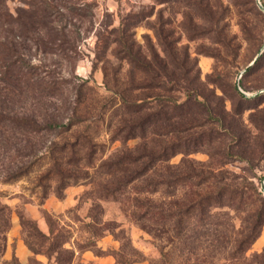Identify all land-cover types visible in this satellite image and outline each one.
<instances>
[{
	"label": "rangeland",
	"instance_id": "rangeland-1",
	"mask_svg": "<svg viewBox=\"0 0 264 264\" xmlns=\"http://www.w3.org/2000/svg\"><path fill=\"white\" fill-rule=\"evenodd\" d=\"M23 1L0 44V264H264V223L235 246L264 218V0H55L82 8L57 33ZM171 144L132 179L124 155Z\"/></svg>",
	"mask_w": 264,
	"mask_h": 264
},
{
	"label": "trees",
	"instance_id": "trees-1",
	"mask_svg": "<svg viewBox=\"0 0 264 264\" xmlns=\"http://www.w3.org/2000/svg\"><path fill=\"white\" fill-rule=\"evenodd\" d=\"M155 1L160 2L162 0H155ZM23 2H24V7H21L20 10L26 11L27 14L30 17H32V19H30L31 23H29V25L30 26H34V25L41 26L45 30L52 31L53 33L54 32L57 33L58 31L63 30V27H66V20L68 17L66 16V13L64 12L65 8L71 12L70 13L71 16H76L75 14H72V12H75L76 14L79 15L81 14L80 11L82 10V8L79 5L77 6L75 5L73 7H67L64 3L58 4L55 0H24ZM12 17L13 15L9 8L7 0H0V44L5 45L6 50H9L12 48L13 39H12V34H11L10 39H8L6 35H3L2 33V30L4 29L3 27L9 26L10 28H13L14 26H17L16 24H18V26H20L21 28H23L24 26V24L19 25V23H23L22 21H17V19H14ZM56 22H60V23L56 24ZM114 29L115 31L118 29L119 32L123 30V29H119V27L114 28ZM126 52H127L126 56L127 58H129L128 56L130 55V51H126ZM10 56L11 55L7 53L0 54V62L1 61L4 62L6 59H11ZM5 69H2L3 70L2 72H4ZM14 77L17 78V75H14ZM122 102H124L123 104L127 108L126 111L123 112L124 114H126V116L127 115L131 116L132 114H138L141 110L140 105H138L140 108H138L137 110L132 109L131 107L135 104L127 102L126 99L122 100ZM168 117L169 116L166 115L164 118L167 119ZM139 119H142V120L140 122L123 121V124L119 127L118 130L120 134H124L123 137L125 139H128V138H140V139L144 138L145 139L149 128H152L155 126V125L150 126L151 121L149 120V118H147L146 115H143V117H140ZM169 124H171L169 121L165 123V125H169ZM53 125L58 126V124H56L55 122L50 124V126H53ZM172 127L173 126H170L169 128H172ZM164 128H168V127H164ZM164 132H167V131H164ZM150 133L153 136L159 134L156 131H150ZM173 150H174L173 144L169 146L164 145L163 147H152L149 150L143 149L138 154L136 155L134 154L133 156L131 154L124 155L122 157V162H125L126 164H130L134 166L132 168L133 170L132 179H135L141 176H145L146 174H149V171H152L153 173H159L157 172L158 171L157 167H161L162 163H164L168 159L170 152L174 153ZM162 176L163 175H161V178ZM161 178L159 179V181L161 180ZM168 178H172L171 180L173 181L174 175L170 174ZM156 183L157 182H155V184ZM155 188L152 190H155ZM210 196L211 195L209 194V197ZM201 201H199L198 204ZM206 204H207V207L209 208L210 206H221V205H224L225 203L220 199H217L214 202H212L210 198L209 201L206 202ZM155 214L159 218H162L163 216L162 212H157ZM255 215L257 217L256 225H255L256 226L255 232L251 234V236L249 237L247 241H245L246 239L245 240L243 239L237 242L235 246L237 249H239V251L244 250L245 248L248 247V244H250L251 241L257 236L258 228L264 223L263 217H260L258 213H256ZM168 216H171V215H168ZM179 224H180L179 221L175 220V230L176 231H178L177 229L180 226ZM0 228H1L0 233H2V231L4 230L3 229L4 227L3 228L0 227ZM49 233L51 234V231H49ZM38 237L42 238V241L40 242L38 241L39 247H35L29 241H26L27 246L30 248V250L33 253H42V254H45L46 256H51L53 253H59L61 246L60 245L58 246L56 244L55 236H52V239L51 237L49 239L45 235L38 234ZM43 241L48 242V247H44L45 249H43V246H44ZM168 255H169V251L162 252L163 259L159 264H168V259H169ZM56 260L58 264H64L62 259H60L58 256H56Z\"/></svg>",
	"mask_w": 264,
	"mask_h": 264
},
{
	"label": "water",
	"instance_id": "water-1",
	"mask_svg": "<svg viewBox=\"0 0 264 264\" xmlns=\"http://www.w3.org/2000/svg\"><path fill=\"white\" fill-rule=\"evenodd\" d=\"M261 188H262V191L264 192V184H263V185H261Z\"/></svg>",
	"mask_w": 264,
	"mask_h": 264
}]
</instances>
